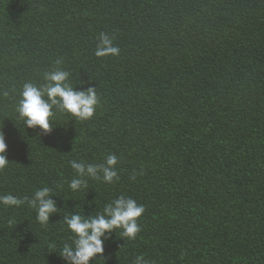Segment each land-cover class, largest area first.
Returning a JSON list of instances; mask_svg holds the SVG:
<instances>
[{
	"label": "trees",
	"instance_id": "obj_1",
	"mask_svg": "<svg viewBox=\"0 0 264 264\" xmlns=\"http://www.w3.org/2000/svg\"><path fill=\"white\" fill-rule=\"evenodd\" d=\"M101 32L118 56H95ZM58 59L99 104L87 121L54 108L43 134L16 107ZM0 129V195L47 186L61 208L41 226L27 203L0 205V264H64V215L120 195L145 211L134 240L105 241L107 264H264V0H0ZM109 154L117 181L69 189L71 160Z\"/></svg>",
	"mask_w": 264,
	"mask_h": 264
},
{
	"label": "clouds",
	"instance_id": "obj_2",
	"mask_svg": "<svg viewBox=\"0 0 264 264\" xmlns=\"http://www.w3.org/2000/svg\"><path fill=\"white\" fill-rule=\"evenodd\" d=\"M119 54L120 49L114 44V37L101 32L95 56L104 58ZM62 63L63 60L58 59L55 62L57 65L55 69L43 74L44 84L40 86L32 82L23 84L16 112L26 128H38L40 133L50 134L54 129L50 120L54 117V108L80 121L90 120L95 115L99 104L96 88L82 87L77 90L70 83L71 74L59 67ZM84 83L82 81L80 84ZM3 94L7 95L6 92ZM7 147L5 133L0 129V171L9 164ZM69 163L76 173L68 184L73 193L87 188L88 179L100 180L106 184H112L119 179L117 167L119 158L115 154L107 155L104 162L99 164L75 159ZM131 178L134 180L135 174ZM53 196H55L53 190L45 186L35 190L31 198L21 199L12 194L0 195V205L20 207L27 203L36 211L37 222L41 226H46L50 223V218L61 209ZM144 211V206L138 204L135 199L120 195L106 203L102 211L95 215H81L79 212L64 215L63 223L72 233V239L60 248V259L64 264H93L97 257H101L104 264H107V258L104 256L105 241L112 233H116L117 229L121 230L123 237L134 240L141 231L138 220ZM50 247H55V244H51ZM132 264H149V261L143 255H138Z\"/></svg>",
	"mask_w": 264,
	"mask_h": 264
}]
</instances>
